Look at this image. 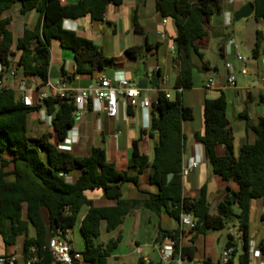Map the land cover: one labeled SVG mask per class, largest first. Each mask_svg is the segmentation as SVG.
Returning <instances> with one entry per match:
<instances>
[{"label":"trees","instance_id":"trees-1","mask_svg":"<svg viewBox=\"0 0 264 264\" xmlns=\"http://www.w3.org/2000/svg\"><path fill=\"white\" fill-rule=\"evenodd\" d=\"M222 0H158L156 11L162 19H170L176 28V55L174 65L179 74L174 84L175 96L159 90L157 100L152 104L157 111L152 116L151 129L158 134L159 142L154 149V159L134 148L130 161V172H119L109 163L106 153L95 148L89 157H74L62 151L49 141L48 134L32 137L28 124L30 115L43 109V106L26 107L12 90H0V239L5 246H15L22 239L24 256L20 263L28 264L32 257L35 264H54L49 242L60 236L66 240L76 226L83 207L89 211L81 222L80 231L85 242L82 259L72 264H109L112 252L119 239L99 244L101 225L106 223V231L112 232L123 224L128 213L144 207L158 214L167 204L171 218L179 221L183 212L190 213L196 220V234L207 231L224 230L229 221L238 222L237 233L241 236L243 253L240 264H250V210L253 200L264 199V117L253 127L255 144L243 143L239 155L234 154L233 134L226 116L227 101L224 95L204 103L203 134H195V142L202 145L204 155L213 172L226 182L238 185L237 192L229 191L210 214L206 187L197 199L182 197V169L184 159L183 124L194 119L193 110L182 101V91L194 87V74L200 63L201 69H210L200 52L198 41L207 35L206 24L211 17L220 13ZM254 19H264V0H253ZM123 0H80L73 5H62L60 0H0V64L4 71L17 68L25 77H36L44 85L50 71V44L52 39L60 41L62 48L74 53L76 72L73 76L92 75L106 65L115 62L105 57L93 41L80 37L74 31L63 28L66 20L77 21L90 17L94 23L105 21L107 9L119 7ZM18 7L21 15L36 10L41 14V24L34 30H26L16 42V51L21 52L18 62L12 50L14 39L8 30L10 18L5 16ZM134 32L142 34L137 17H134ZM254 54L258 53L264 38L256 32ZM143 47H131L125 51L130 59H139ZM2 74L0 73V78ZM62 78L72 81L73 77L62 73ZM57 104L59 107L57 109ZM46 113L55 118L52 125L63 142L74 127L76 106L72 98L49 99L44 103ZM153 135V132L149 133ZM225 147V155L218 156L216 148ZM150 169L149 183L157 187V193L142 192L143 198L124 200L122 187L132 183L139 188V179L145 170ZM80 172L75 181L70 176ZM172 175L169 180V176ZM101 189L113 207H96L87 200L85 192ZM238 206L239 213L234 212ZM31 228L35 233L30 236ZM179 230L166 237L175 239ZM234 237L228 236L227 248H235ZM179 252V247L177 251ZM264 256V246H260ZM195 248L183 247L182 258L192 260ZM234 254L236 251L234 250ZM233 254V255H234ZM61 264V263H58ZM202 264H214L205 261Z\"/></svg>","mask_w":264,"mask_h":264},{"label":"crops","instance_id":"crops-1","mask_svg":"<svg viewBox=\"0 0 264 264\" xmlns=\"http://www.w3.org/2000/svg\"><path fill=\"white\" fill-rule=\"evenodd\" d=\"M80 0H60L62 5H73ZM158 0H123V4L119 7L109 6L106 13L105 21L100 23L107 25L111 31V35L95 37V25L90 17H86L77 21L66 20L63 28L74 31L78 36L87 38L98 46L105 57L114 58L115 62L106 65L102 70H97L92 75L73 76L76 72V64L74 53L71 50L62 48L61 43L57 39H52L50 44V68L55 67L62 78L65 72L68 76L73 77L72 81H67L72 89H83L95 84L100 78L106 77L111 80L126 78L130 82L134 81V75H138L140 81H148V87L142 92V98L148 99L151 103L149 110L143 111L139 108L124 109L122 102L119 105L117 118H110L106 115L102 105L89 102L85 109L75 114L74 127L68 132L67 138L60 142L58 135L54 130L52 121L46 113L44 104L43 109L30 115L32 123V133L35 137L48 134L49 141L55 146H68L74 157H89L92 150L101 148L106 153L109 163L113 164L119 172H130L136 175L135 171H130V161L133 157L135 146L139 152L146 155L150 163L154 159V149L159 142L156 132L153 135L151 120L152 116L157 115V111L152 106L157 100L158 91H164L174 98V84L179 74V69L174 65L173 55L170 52L171 45L175 44L176 28L172 20L168 19L166 25H162L160 14L156 11ZM236 0H222L220 4V17L218 25H212L214 19L211 17L206 24L208 35L197 42L200 52L203 53L205 61L209 63L210 69L202 70L200 63L197 72L199 76L194 77V87L191 90L181 91L182 101L186 107L193 110L194 119L183 124L184 141V157H187V163L197 161L198 167L187 177L182 178V197L186 199H197L200 197L201 190L206 187L207 199L209 205L216 203V208L226 196L231 192H237L239 187L234 182H226L220 176L213 172L212 166L204 155L203 146L195 142V134H203L205 131L204 123V103L206 100L218 99L224 95L227 101L226 116L230 123V129L233 134L234 154L237 157L243 143L255 144L256 134L253 127L257 126L259 120L264 117V91L261 78L264 77V41L254 54L256 41V32H261L264 38V19L255 20L253 16L248 18L246 28L241 31L250 43L252 50V59H246L247 74L241 73L242 64L237 61V55H241L235 46L233 34H219L220 29L230 26V8L236 5ZM253 0L251 1V3ZM245 5L240 4L235 9V14ZM16 14L24 20L22 25L16 26L15 20L8 13L5 16L10 18L8 30L12 33L14 45L12 50L16 52L14 61H19L21 52L16 51V42L22 38L26 30H34L41 24V14L36 11H30L26 15H21L19 8L12 9ZM142 28V34L134 32V17ZM217 29V31H216ZM100 30H102L100 28ZM162 33L165 38L162 39ZM218 34L219 56L223 61V68L219 65L213 66L206 60V50L211 47L212 38ZM98 36V35H97ZM106 37L107 40H104ZM131 47H143L144 52L139 59H130L125 51ZM166 47V51L163 48ZM243 56V55H241ZM227 64L232 66L233 74L236 77V85L231 87L227 84ZM1 66V64H0ZM158 68V73L155 69ZM19 75L12 80L14 88H18L22 73L18 70ZM158 74L160 76L157 87L151 86V78ZM167 76L168 81L164 83L163 78ZM36 78V77H35ZM213 78L215 85L212 89L204 88L205 82ZM38 83H41L36 78ZM139 81V82H140ZM20 98L18 92H14ZM35 98V96H34ZM53 118V116H51ZM149 120V124H148ZM149 125V128L146 127ZM35 128V129H33ZM218 156L225 155V147L219 145L216 148ZM80 172L75 171L69 178L75 181ZM150 169L144 171L139 179V188L132 183L124 184L122 187V198L124 200H134L143 198L142 192L157 193V187L149 183ZM172 177V175H170ZM169 176V180L171 177ZM87 200L93 202L96 207H113L115 202L108 201L105 198L104 191L101 189L90 190L85 192ZM172 204L168 203L167 208L162 209L158 214L144 207H137L131 210L124 218L123 224L112 232L106 231V223L101 225V236L106 235V241L99 244H107L110 240L119 239L117 248L112 252L109 258L114 259L122 264L127 261H135L141 264L136 249L143 248L151 260V264H160L158 249L161 245L167 243L171 238L165 236L173 231L179 230L181 227L179 221L171 218L168 214L172 208ZM89 211V207H83L79 221L82 222ZM216 211V210H215ZM234 212L239 213L238 206L234 207ZM186 231V230H185ZM238 222L236 219L229 221L227 227L221 231H207L205 234H196L195 232L188 234V239L184 241L183 247L193 246L195 248L192 260L182 258L184 264H202L205 261H211L218 264L227 249L228 236L234 237L236 253L231 256L229 264H240V257L243 253L241 236L237 233ZM30 231V236L32 235ZM187 233V232H185ZM249 240L256 250L260 251V246H264V199L253 200L250 210ZM99 238V239H100ZM98 239V240H99ZM67 241L70 242L68 236ZM71 243V242H70ZM72 244V243H71ZM74 252L75 249L73 248ZM84 251V250H83ZM82 251L77 252L81 254ZM0 253L2 255L15 254L17 262L20 263L24 256L22 239L18 240L15 246H5L0 239ZM182 257V256H181ZM178 258V254L175 259ZM250 264H264V256L261 253L258 258H250Z\"/></svg>","mask_w":264,"mask_h":264},{"label":"built area","instance_id":"built-area-1","mask_svg":"<svg viewBox=\"0 0 264 264\" xmlns=\"http://www.w3.org/2000/svg\"><path fill=\"white\" fill-rule=\"evenodd\" d=\"M168 19H162V25L167 24ZM166 36L162 33L161 38ZM170 52L176 54V45L173 44L170 47ZM237 61L242 64L241 73L247 74V64L243 56L237 55ZM227 84L231 87L236 85V77L233 74L232 66L227 64ZM159 69H155V73H158ZM0 90H12L18 92L21 102L29 108H34L43 105L47 100H64L72 98L76 106V113L84 110L89 102L98 103L102 105L106 115L110 118H117L119 112V105L122 102L124 109H136L139 108L143 111H148L151 107V103L148 99L142 98L143 90L139 88L137 84H134L126 78H119L111 80L106 77L100 78L95 84L85 87L83 89H72L69 87L67 81L63 79L51 80L48 77L47 82L42 85L38 83L35 77H25L22 75L21 82L18 88H14L12 80L18 77L19 72L17 68H10L4 71V68L0 66ZM164 83L168 81V77L163 78ZM261 83L264 91V77L261 78ZM215 85L213 78L208 79L204 88L206 90L212 89ZM179 92L182 89L178 90ZM35 96V98H34ZM167 97L170 95L167 93ZM50 121L52 117L49 116ZM149 124V120H148ZM149 128V125L146 129ZM62 151H70L68 146H59ZM198 167L197 161H191L183 167L181 175L182 178L189 176ZM181 232L175 239H169L166 244L161 245L158 249V256L160 264H184L182 259L181 250L184 245V241L188 239V234L194 232L196 229V220L190 213L183 212L179 219ZM186 230V231H185ZM187 232V233H185ZM179 247V252L177 248ZM49 248L52 252L54 264H72L75 261L82 259V254L74 252L72 244L62 239L60 236L54 237L49 242ZM138 256L141 259V264H151L149 257L144 254L143 248L138 247L136 249ZM233 248H227L223 255L222 260L218 264H229L230 258L233 255ZM178 254V258L175 256ZM261 252L256 250L250 245V258L260 257ZM37 259L32 257L28 264H35ZM17 262L15 254L2 255L0 253V264H15Z\"/></svg>","mask_w":264,"mask_h":264},{"label":"rangeland","instance_id":"rangeland-1","mask_svg":"<svg viewBox=\"0 0 264 264\" xmlns=\"http://www.w3.org/2000/svg\"><path fill=\"white\" fill-rule=\"evenodd\" d=\"M237 4L231 6L230 8V18H231V23L230 26L227 28H222L219 31V34H223V33H227V35L229 34H233V38L235 40V46H237L238 51L240 52L241 55H243V57H245L246 59H252V50L250 47V43L248 42V40L246 39V37L243 35L241 29L242 28H246L247 25H249L250 23H248V19H243L239 22H237L235 20V9L236 7H238L240 4H248L250 3L252 0H236ZM10 16H12V18L15 20L16 22V26H20L22 25L23 22V18L21 16H19L18 14H16L13 10H11L8 13ZM220 17H218L217 15L214 16L213 21L211 22L212 25H218V21H219ZM95 37H97L96 39H101L100 37H103L102 34H105L104 36L107 35H111V31L109 29V27H107V25H102L100 23H96L95 27ZM100 28L102 30H100ZM217 31V29H216ZM98 35V36H97ZM218 34L215 35L212 38V44L211 47L208 48L206 50V60L210 61L212 63L213 66L215 65H219V68H223V61L221 60L220 56H219V44L221 42V40H218ZM104 40H107L106 37H104ZM166 47L163 48V51H166ZM197 76H199V73L197 71H195L194 77L196 78ZM134 81L136 83H139L140 78L138 75H134ZM35 129V128H33ZM28 130H29V134L32 137H35V134L32 133V123L29 121L28 124ZM80 226H81V222L78 221V223L76 224V226L72 229V231L69 233L68 238L70 240V242L72 243L73 248L75 249V251L80 252L83 251L85 249V242L83 240V237L81 235V231H80ZM32 230V235H34L35 231L33 228H31ZM106 241V235L105 232L102 235V237L97 241L98 243H102ZM110 264H122L121 262H118L114 259L110 260ZM126 264H138L135 261H127Z\"/></svg>","mask_w":264,"mask_h":264},{"label":"water","instance_id":"water-1","mask_svg":"<svg viewBox=\"0 0 264 264\" xmlns=\"http://www.w3.org/2000/svg\"><path fill=\"white\" fill-rule=\"evenodd\" d=\"M254 12H255V7L253 5V3H248L246 4L240 11H238L236 14H235V20L237 22L243 20V19H248L250 18L251 16L254 15ZM21 55L22 53L20 54L19 56V60L21 58ZM49 79L51 80H56V79H59L60 77V74L58 73L57 69L55 67H52L50 68V71H49ZM159 78L160 76L158 74L154 75L152 78H151V86L156 88L157 87V84H158V81H159ZM138 86L140 89L142 90H146L147 87H148V81L146 80H142L138 83ZM59 107V104H57V109ZM56 116V113L53 115V118H55ZM152 132H155L154 129H152ZM187 164V157L185 156L184 159H183V167L186 166ZM171 177V176H170ZM216 203L215 204H211L210 205V214H213L216 210ZM158 259V255L156 256V260Z\"/></svg>","mask_w":264,"mask_h":264}]
</instances>
